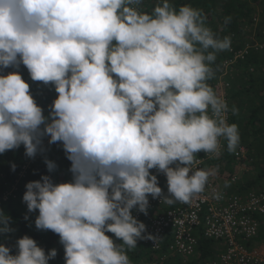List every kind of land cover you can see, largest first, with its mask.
I'll return each mask as SVG.
<instances>
[{
    "label": "clouds",
    "instance_id": "1",
    "mask_svg": "<svg viewBox=\"0 0 264 264\" xmlns=\"http://www.w3.org/2000/svg\"><path fill=\"white\" fill-rule=\"evenodd\" d=\"M141 4L0 0V68L22 63L57 93L45 116L18 71L0 74V154L23 145L34 158L45 137L62 144L71 181L41 175L22 199L38 210L35 227L59 236L65 264H131L126 248L154 238L132 210L147 215L149 196L190 203L217 174L196 167L197 154L218 156L221 139L234 152L240 141L226 100L208 83L231 38L191 5L160 0L146 12ZM150 169L166 176L167 195ZM9 219L0 212V233L13 231ZM16 248L0 243V264H48L57 255L28 235Z\"/></svg>",
    "mask_w": 264,
    "mask_h": 264
},
{
    "label": "trees",
    "instance_id": "2",
    "mask_svg": "<svg viewBox=\"0 0 264 264\" xmlns=\"http://www.w3.org/2000/svg\"><path fill=\"white\" fill-rule=\"evenodd\" d=\"M159 2L160 0H142L141 10L151 12ZM170 3L177 9L181 5L188 4L200 10L206 17L207 25L218 36L230 37L231 46L236 49L247 43V38L251 34L258 43H264V33L261 32L264 26V0H170ZM254 14H258L259 20L253 23ZM228 17L230 20L226 23L225 20ZM254 24L256 29L252 30ZM254 32L255 35H253ZM226 53L227 50L217 53L216 61L211 65L214 76L208 81L209 84L217 79L221 60ZM236 66L238 72L235 77L228 78L230 86L225 89V95H227L230 112L229 124L234 123L238 126L240 135L238 146L246 147L249 158L246 162L251 167L242 172L236 182H231L236 186L234 191L244 192L264 187V46L257 50L250 48L245 58L238 60ZM249 67L253 70L250 71ZM11 71H18L21 74L29 84L30 93L36 103L42 107L44 115L48 116L50 106L57 95L54 86L32 81L27 68L22 63L19 68H0V74ZM233 108L236 109L235 113L232 111ZM224 145L221 158L225 162L226 169L232 171L234 157L232 152L227 150L226 141ZM45 158L55 163L56 168L52 172H48L44 163ZM30 159L25 155L23 145L18 149L0 154V212L10 218L9 227L13 229L8 233H0V243L8 246L12 254H15L17 239L28 235L44 249L46 254L50 249H56V257L50 259L48 264H65L64 248L59 242V236L50 230H39L35 227L34 221L38 210L28 212L22 196L26 190L25 184L32 180H39L41 175L51 176L54 182L71 181L72 174L69 171L71 161L67 159L60 142L48 144L39 158L33 161H29ZM13 163L14 171L11 168ZM139 221L142 222L141 219ZM106 234L117 244L122 243L112 233ZM262 242H264V216L259 217L258 235L248 243L251 245V243ZM221 248L222 244L218 240L208 239L200 233L196 254L188 257L187 262L180 255L161 261L159 252L151 251L138 243L136 248L130 250L126 248V251L131 264H198L202 259L213 257Z\"/></svg>",
    "mask_w": 264,
    "mask_h": 264
},
{
    "label": "built area",
    "instance_id": "3",
    "mask_svg": "<svg viewBox=\"0 0 264 264\" xmlns=\"http://www.w3.org/2000/svg\"><path fill=\"white\" fill-rule=\"evenodd\" d=\"M258 14L253 15V23L259 20ZM256 29V24L252 30ZM264 33V26L261 28ZM255 35V32L253 33ZM248 42L236 49L231 46L227 49L226 56L220 63L217 79L210 84L214 91L227 102L225 89L229 88L230 80L236 76L238 70L236 63L245 58L249 49H260L264 46L257 42L252 34L247 38ZM249 70L253 69L249 67ZM230 112H227L229 123ZM47 137L43 140L46 150ZM224 140L221 139V149L218 156L209 153H198V164L201 169H217L215 176H210L205 190L195 196L190 203L179 201L167 204L160 198L153 199L149 196L147 215L137 211L132 212L138 220L146 226V233L153 239H138L137 243L159 252V260L168 259L174 255H180L185 262L188 257L196 254L198 246V234L208 239L218 240L222 248L213 257L202 259L198 264H264V242L251 243L259 229V217L264 216V187L250 189L246 192H228L220 186V180L236 182L242 172L251 169L244 145L237 146L232 152L234 157L233 170L223 169L222 155L224 152ZM40 153L29 161L39 158ZM219 160V161H218ZM222 161V162H221ZM27 163L22 167L23 169ZM157 176L158 186L167 195V180L162 172L150 169ZM219 193V198L214 196ZM155 264V263H152Z\"/></svg>",
    "mask_w": 264,
    "mask_h": 264
},
{
    "label": "crops",
    "instance_id": "4",
    "mask_svg": "<svg viewBox=\"0 0 264 264\" xmlns=\"http://www.w3.org/2000/svg\"><path fill=\"white\" fill-rule=\"evenodd\" d=\"M222 162V161H221ZM223 169H225L226 167H225V162H224V165H223V167H222ZM232 170H233V168H232ZM219 183H220V186L224 189V190H226V191H228V192H233L234 190H236V186H235V184L234 183H231V182H229V181H225V180H220L219 179ZM227 184V186H225ZM239 192H241L240 190H239Z\"/></svg>",
    "mask_w": 264,
    "mask_h": 264
},
{
    "label": "rangeland",
    "instance_id": "5",
    "mask_svg": "<svg viewBox=\"0 0 264 264\" xmlns=\"http://www.w3.org/2000/svg\"><path fill=\"white\" fill-rule=\"evenodd\" d=\"M244 192H246V190Z\"/></svg>",
    "mask_w": 264,
    "mask_h": 264
}]
</instances>
